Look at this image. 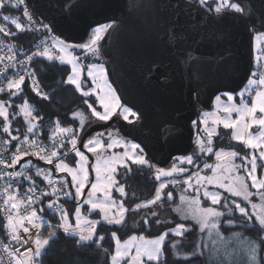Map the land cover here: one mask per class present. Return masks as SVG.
<instances>
[{
    "label": "snow or ice",
    "instance_id": "obj_1",
    "mask_svg": "<svg viewBox=\"0 0 264 264\" xmlns=\"http://www.w3.org/2000/svg\"><path fill=\"white\" fill-rule=\"evenodd\" d=\"M199 5L204 6L207 11L216 14L218 22L223 21V17L229 12L242 14L246 19H252L255 14L251 5L245 6L243 0H215L214 6L209 3V0H198ZM29 3L27 0H0V19L5 23L0 24V34L5 38L15 36L16 33L9 30L7 24H11L20 32H40L43 30L46 34H51L54 31L55 20H50L49 24H44L42 21L37 26L33 18V13L29 11ZM81 7V0H58L59 12L63 16L72 15ZM179 7V4L176 5ZM23 9L21 16L13 17L5 14L10 9ZM26 22H22V19ZM51 25V26H50ZM256 25L253 23L252 28ZM260 27L264 28V13H262ZM119 30L118 25L113 22L100 23L91 29V34L86 43L83 44H67L58 37L49 36V39L55 41L49 44L48 40L41 39L40 44L44 45L41 51L39 47L30 55H25L24 59H18L14 44L4 45L7 48L5 55L0 56V76H4L7 80L6 87H0V93L7 90L9 96H19L26 86V77L32 81L31 87L35 94L44 99L48 96L43 93L39 84L35 79V72L31 71L29 65L34 61L35 57H44L48 61L59 60L61 64L71 65V73L67 76V83L75 85L78 91H81L82 96L91 97L95 95L93 103L84 100L90 114L99 122H108L115 116L117 121L123 119L130 125H136L144 119V114L139 110L134 111L133 107L122 103V97L117 95V90L109 83L108 74L103 63L90 64L87 70V76L91 78L92 85L87 91L83 90L86 86V81H82L80 73L83 70L79 64V57L72 55L69 50L76 48L85 50L93 56L98 57L100 50L103 47L101 41L107 35H111ZM258 42L264 41V32L257 35ZM175 39V36H172ZM2 43V42H0ZM55 50V52H53ZM260 55L255 57L259 72H252L247 78V83L237 92L227 91L221 95L215 96L218 108L217 112L222 111L223 116L213 114L211 118V126L209 125L210 114L204 112L201 114L200 124H203L202 129L205 136L199 133L196 137V143L201 153H209L215 155L216 163L210 164L203 162V167L198 163V157L194 152L191 155H183L174 157L178 162L174 163L169 169L155 167L144 154V148L132 140L119 135V130L114 134L112 131H107L108 140L104 141V133H97L82 143V147L87 149L95 157V163L89 165V157L77 147L78 133H75L71 128L60 127V122L57 120L53 131V144L51 149L40 144L36 139L29 140V136L34 134L37 125L32 123V120L37 117H32V110L25 100L20 112L28 119V127L23 135V140L19 136L12 135L8 100H0V117L3 118L4 134L10 137L5 140L6 146H11L13 141L19 140L16 144L15 151L9 158H4L3 153H0V179L5 180V186L0 192L3 197V209L5 213V223L3 227L7 230V236L11 241H14L20 247L13 248L9 244L2 245L3 251L7 254V264H40L37 258L41 257L46 250V246L50 245L57 236V229L68 236L78 239L75 243L80 246L95 244L100 247L104 241V235H99L97 238V227L104 224L124 228L125 232L131 230L133 226L138 227L141 232L146 228L150 229L154 226H161V232L155 238H146L144 235H131L128 240L121 242V238L117 235V231L111 232V238L115 241V249L109 256L108 250L105 249L106 257H109L110 264H168L167 258L163 261L162 257L169 251L166 244L167 239L174 235L183 237L194 228L202 234L199 243L191 245V252L182 256L180 261L173 264H196L200 257L207 255L209 264H212L213 255L215 256V264H225L219 257L221 249L218 247V242L225 241V228H231L239 224L242 228H247L249 222H254L255 239H249L243 233H233L240 241V247L234 248L233 253H225L227 256L233 254L246 257L245 264H264V176H258V168L264 169V49H258ZM58 53V54H57ZM65 53L71 58L66 59ZM191 59V58H190ZM19 66V67H17ZM10 70H15L13 78L8 79L6 74ZM157 73V81L160 76H166V73L159 71L158 68L150 67L147 70L148 75L153 72ZM196 75V73H193ZM160 87H166V82L160 84ZM221 96L226 97V102H223ZM238 101V102H237ZM98 103L102 111H98L93 105ZM233 113L236 118L233 119ZM77 116H83V113H76ZM130 117L134 119H130ZM84 119H81L80 127L84 128ZM193 127H198L196 120L192 121ZM222 125L223 129H231V138L237 141L244 148L250 150L247 155L241 156L240 151L232 149L225 151L221 148L214 152L213 137L217 136V126ZM60 134V139L57 138ZM70 136L71 152L75 153V157H79L76 161V167H69L64 163L63 157H67L68 153L59 152V148H64L62 137ZM27 145V148H24ZM123 148L122 153L109 152L114 148ZM35 157L39 161H43L47 165H54V169L41 168L38 164H34L31 159L25 160L26 157ZM239 158L242 162L235 163ZM74 159V157H73ZM58 161V162H57ZM129 161L132 164L155 168V180L159 181V186L155 189L152 199L136 204L133 209L138 212L141 208H151L157 202L164 200H172L173 192L169 189V184L173 187L183 184L185 187L180 195V204L174 209L180 214V220L162 221L157 218L156 211L146 212L140 222H135L133 226L127 224L126 213L129 211L125 207L122 199L118 200L113 197V190L119 193L120 197L127 195L125 186L117 179L120 174V169H125L126 172H131ZM258 161L261 163L258 164ZM23 162V163H22ZM19 170L9 171V169ZM192 166L196 171H190ZM35 168V176L43 177L51 186V192L42 191L40 196L36 195V180L31 174ZM89 168L95 172L96 179L92 182L89 178ZM211 170L212 175L201 174L204 170ZM53 171L67 173L70 180H60L59 187L57 182L51 179ZM243 171L245 175H241ZM183 176L181 180L179 177ZM171 178V179H167ZM27 181V187L23 196L19 193V188L24 186ZM250 187L255 189V193L249 190ZM16 183V188H13V183ZM87 198L80 202V206L75 208L76 223L73 225L69 220V212L60 207L58 201L61 196L71 197L74 201H80V198L85 194V188L89 187ZM70 186L74 191L66 190ZM209 186L213 190H209ZM166 189H169L165 191ZM216 189L223 190L218 191ZM193 193L188 196L186 193ZM97 193L100 195L98 196ZM225 193L227 195H225ZM257 195L260 203H253L252 197ZM56 196V200L49 199L47 208L53 215L60 214V223L52 226L53 230L48 232L46 238L41 239L37 236L34 240L35 249L25 248L21 252V247L28 243V239H22L21 230L23 233L29 232V227H42L46 221L38 215L37 209L33 207L41 197L50 198ZM204 202H210L208 206H202V198ZM235 198H241L242 202H246L245 206H241ZM88 205V212L96 213L100 216L98 220L87 219L82 216L81 207ZM248 205L251 207V212L248 210ZM219 206V207H216ZM98 210V211H97ZM43 211V209H41ZM23 213V215H21ZM237 213L239 215H237ZM151 217V219H149ZM192 221L189 225L185 222ZM174 225L164 228L163 225ZM86 225V226H85ZM211 245V247H210ZM171 249L176 250L180 245L179 241H174L171 244ZM134 249V252H133ZM207 250V252H206ZM178 254V253H177ZM0 264H4L3 259H0Z\"/></svg>",
    "mask_w": 264,
    "mask_h": 264
},
{
    "label": "water",
    "instance_id": "obj_2",
    "mask_svg": "<svg viewBox=\"0 0 264 264\" xmlns=\"http://www.w3.org/2000/svg\"><path fill=\"white\" fill-rule=\"evenodd\" d=\"M27 2L46 24L55 20V36L74 45L85 43L93 27L115 18L119 30L101 43L105 66L122 102L142 112L144 119L130 125L114 117L85 132L79 148L92 134L117 124L121 135L140 144L158 167L194 147L192 121L198 106L211 109L216 95L244 87L253 68V23L264 32V0H243L255 12L252 19L229 12L222 22L187 0H81L70 16L59 12L58 0ZM150 67L166 76L158 82L155 71L148 75Z\"/></svg>",
    "mask_w": 264,
    "mask_h": 264
},
{
    "label": "trees",
    "instance_id": "obj_3",
    "mask_svg": "<svg viewBox=\"0 0 264 264\" xmlns=\"http://www.w3.org/2000/svg\"><path fill=\"white\" fill-rule=\"evenodd\" d=\"M129 2H131V0H128V3ZM193 2L196 5H199L196 1ZM201 7L207 11V9L204 6ZM5 14L11 15L13 17L21 16L19 14L18 9H10L9 11L5 12ZM22 22H24L23 19ZM4 23L5 22L2 19H0V24H4ZM7 27L9 28L10 31L16 33L15 36L7 37V40L14 43L16 46H19L20 49L22 50H28L38 38V35L35 32H20L16 30L14 26L11 24H7ZM259 31L260 30L254 29L252 31V34L254 32H259ZM3 37H4L3 34H0V39H2ZM33 69H35L40 90L48 96V99H44L43 97L37 96L35 92L33 90H30L27 85L24 87L22 93L19 96L10 97L9 94L4 96L1 100H8V103L12 105V107L8 108V111L11 114L10 123H11L12 135L19 136L20 140H23V135L27 131L28 123H26L24 117L20 113V108L23 106L25 100H27L28 104L32 106L33 115L37 117V119L33 121V123L37 125V128L34 130V134L29 136V140L49 139V137L53 135V131L55 129L57 120H59L60 122V127L74 129V132L78 133V138H80L81 140L82 133L83 132L85 133V131L84 129H81V127L79 126V122L72 117V114L78 111V109L84 103L83 102L84 99L80 95L79 91H76L72 85L66 82L67 76L71 72L68 65L61 64L59 60L49 62L41 58L40 60H36L33 63ZM90 100L92 101V99ZM197 108L200 109V111H202L201 107L198 106ZM199 114L200 113L198 112L197 116ZM2 121L3 118L0 117V134L10 139V137L4 134L2 131L3 128ZM113 127L114 129H110V130L115 134L117 130H119V128H115L118 127L117 124H113L111 128ZM195 132L196 134L193 140L194 147L192 148L190 153L186 155H191L195 152L196 156L198 157V163L202 168L203 162L210 163L214 160V157L213 154L199 152V149L197 148L198 146L196 143V137L198 133L202 137L205 136V134L199 130L198 131L196 130ZM230 134H231L230 131L222 130L217 137H213L214 152L221 147L228 149L234 148L236 150L239 148V145L231 140ZM119 135L124 137L123 135H121L120 130H119ZM65 138H67L66 149L68 156L63 157V159L67 161L70 160L74 164L75 161L71 160L72 152L70 151L71 149L70 138L69 136ZM105 142H107V140H105ZM173 162L174 159L169 165L162 168L169 169L174 164ZM150 163H152L151 160ZM152 164L155 165L154 163ZM184 166L189 167L190 171H196V169L193 168L192 166H187V165ZM130 167L132 169L131 172H126L125 169H122L120 170V174L118 175V180H120V182L126 186L125 188L127 190L125 201H128L127 204H129V211L128 214L126 215L127 224L129 226H131L132 218L135 217V219H140L149 210V208H141L138 212H134L133 209L135 208V205L152 199L154 196L155 189L159 185V181H156L154 176L155 168L150 169L148 167L140 166V165L138 166L132 165ZM155 167L158 166L155 165ZM123 173H125L126 176L124 179H121V175ZM179 178L182 180L184 177L180 176ZM167 179H171V178H167ZM177 186L180 187L182 186V184L176 185L175 187L170 186L169 189L172 190ZM70 190L72 191L71 188ZM174 201L175 199L172 201L164 200L157 202L156 205L157 206L172 205L174 204ZM79 204L80 202L78 203L77 201H74L72 198L69 201L65 202L67 211L70 214L69 215L70 222H73L74 219L73 215L75 213V208ZM156 205L151 206V208L155 207ZM38 215L43 217L47 222H50L52 224L57 225L60 223V219L50 215L49 213L47 214L44 210L41 211V209H39ZM91 217L99 219L97 214L91 215ZM4 223L5 220L0 214L1 241H7L9 238L7 236V230L3 227ZM224 230L226 232L241 231V233L250 236L251 239L256 238L254 234V222H249L247 224V228H242L239 224H237L234 227L225 228ZM49 231L45 232L44 238L47 237ZM112 231H117V227L107 224L97 227V238L99 237V235H104L105 237L101 246L97 247L95 244L84 245V246L77 245L75 243V240L78 239V237L76 238L68 237L62 232V230H57V236L54 238V241L51 242L50 245L46 246V250L44 251V254L41 257L37 258V260L40 262V264H110L109 257H106L104 250L105 249L108 250L109 256L112 252H114L115 241L111 238ZM131 233H137V232L130 230L126 233L124 228H119V230L117 231V235L121 239L129 237ZM141 233H148V232L146 229L143 232L138 231V234ZM187 235L188 233H186L183 237H176L174 235L170 236L166 241V244L169 247V251L165 253V256L162 257L161 260L163 261L165 258H167L168 264H173V262L180 261V259L175 260L173 258V253H172L173 251L170 249V246L172 242L179 241L180 243L182 242V244L180 245H183L184 249H189L186 248L184 244L186 242L187 237H189ZM190 239L191 238H189L187 242ZM196 264H202V260L199 259L198 261H196Z\"/></svg>",
    "mask_w": 264,
    "mask_h": 264
},
{
    "label": "rangeland",
    "instance_id": "obj_4",
    "mask_svg": "<svg viewBox=\"0 0 264 264\" xmlns=\"http://www.w3.org/2000/svg\"><path fill=\"white\" fill-rule=\"evenodd\" d=\"M192 1H196V2L198 3V0H192ZM209 3L212 4V5L214 6L215 0H209ZM198 4H199V3H198ZM89 33L91 34V31H90ZM260 33H262V31L254 32V33L252 34V37H253V38H252V41H251L250 49H251V54H252V60H253V66H254V68H253V70H252L251 72H254V71L259 72V70H260V69L258 68V66H257V61L255 60V57H256L257 55H260V52L258 51V49H264V41L258 42V41L256 40V38H255V37H256L257 35H259ZM89 36H90V35H89ZM89 36H88V38L86 39V42L88 41ZM55 37H57V36H55ZM60 40H62V39H60ZM103 40H104V39H103ZM103 40L101 41V43L103 42ZM63 41H65V43H67V44H71V43L67 42V41L64 40V39H63ZM86 42H85V43H86ZM73 45H74V44H73ZM69 51L72 53V55H75V56H78V57H79V64H80V66H82V68H83V70H82L81 73H80V78H81L82 81H86V86L83 87V90H84V91H87L90 87H94V85H92L91 78H89V77L87 76V70H88V66H89L90 64H100V63H103V64H104V67H105V69H106V72H107V74H108V69H107V67L105 66V61H106L107 58H106V55H105V53H104L103 47L101 48V50H100V54H99L98 57L93 56L91 53H88V52H86L85 50H82V49H79V48H76V49H74V50H69ZM65 57H66V59L71 58L70 56H68L67 53H65ZM65 64H66V63H65ZM261 64H264V60L261 61ZM66 65H68V67L70 68V71H71V65H69V64H66ZM70 73H71V72H70ZM108 79H109V83L112 84V87L115 88V86H114V84H113L111 78H109V75H108ZM66 80H67V79H66ZM72 86L75 88L76 91H78V90L76 89L75 85H72ZM116 90H117V89H116ZM79 93H80V95L82 96L81 91H79ZM117 95H119V94H118V91H117ZM219 95H221V94H219ZM82 97H83L84 100L87 99L89 103H93V101L95 100V95H93V96H91V97H84V96H82ZM90 99H92V101H91ZM221 99H222L223 102H226V97L221 96ZM83 102H84V101H83ZM121 102H122V101H121ZM237 102H238V101H237ZM122 103H123V102H122ZM28 105H29V107H30L31 110H32V106H31L30 104H28ZM93 106L96 107L98 111H102V108L100 107V105H99L98 103H95ZM217 108H218V105H217V102H216L215 100H214V102H213V104H212L211 109H202V111H200V109L196 108V109H197V112H199L200 114H199V115L197 116V118H195L194 120L197 121L198 125H202V124L199 123V121H200V119H201V114L204 113V112H207V113L210 114V116H209V123L211 124V118H212V115H213V114H218V115H220V116H223V115H224L222 111L217 112ZM90 112H91V110L88 109L87 104L83 103L82 106L78 109V111H76L75 113L72 114V117H73L74 119H76V120L79 122V126H80L81 119H84L85 123H84V128H83V129H84L85 132L89 131L91 128L98 127V126H102V124H106V123H108V122L111 121V120H110V121H108V122H99L95 117H92V116H91ZM20 113H21V112H20ZM76 113H83V116H82V117H81V116H77V115H75ZM21 115L24 117L23 113H21ZM32 117H35V116L33 115V110H32ZM114 117H115V116H114ZM114 117H113V118H114ZM113 118H112V119H113ZM235 118H236V114L233 113V119H235ZM28 119H31V117H29ZM28 119H26V118L24 117V120L26 121V123H28ZM130 119H134V118L130 117ZM121 120L124 121L123 119H121ZM33 121H35V119L32 120V123H33ZM78 122H77V123H78ZM124 122H126V121H124ZM210 124H209V125H210ZM115 128H118V127H115ZM71 129H72V128H71ZM110 129H114V127H113V128L110 127V128H108V129L102 130V132L104 133V137H103L104 141H105V140H108V136H107V131H106V130L111 131ZM196 130H197V131L199 130V131L203 132V131L200 129V126H198V127H193V131L195 132ZM222 130L230 131L229 129H223V126H222V125L217 126V133H218V135L221 133ZM73 131H74V129H73ZM230 132H232V130H231ZM98 133H100V132H98ZM83 134H84V132L82 133V135H83ZM96 134H97V133H94V134H92L90 137L95 136ZM195 134H196V132H195ZM218 135H217V136H218ZM64 136H65V137H68L67 135H64ZM217 136H214V137H217ZM194 137H195V136H194ZM69 138H71V137L69 136ZM230 138H231V134H230ZM231 139H232V138H231ZM79 142H80V138H78V142H77V147H78V148H79ZM235 142H236V141H235ZM238 145H239V144H238ZM239 146H240V145H239ZM197 148H198V147H197ZM221 148H223L225 151H228V150H232V149H234V148H230V149H228V148H224V147H221ZM221 148H218V150H220ZM198 149H199V148H198ZM81 150L85 153V155H87V156L89 157V165L94 164V163H95V160H96V157H95L92 153H89V152L87 151V149L82 148ZM218 150H217V151H218ZM235 150H236V149H235ZM237 150L240 151L241 156L247 155L248 152L250 151V150L244 148L243 145H241V147H239ZM109 152H110V153H111V152L122 153V152H123V149L121 150L120 147H117V148H114V149L109 150ZM144 154H145V153H144ZM208 154H209V153H208ZM71 155H72L71 160H72V161H75L74 164H73L70 160H69V161H67V160H65V159H63V160H64V163H66V164L69 165V167H73V168H74V167H76V161L79 160V157H75V153H74V152H72ZM73 157H74V159H73ZM177 157H178V156H177ZM213 157H215L214 153H213ZM129 162H130V161H129ZM241 162H242V161H241L239 158H237L236 161H235V163H237V164H240ZM173 163H177V164H178V162L175 161V160H174ZM215 163H216V161H215V162H214V161L210 162V164H215ZM259 163H261V162L258 161V164H259ZM171 165H172V164H171ZM171 165H170V166H171ZM89 172H90V176H89L90 180H91L92 182H95V179H96L95 172L92 171L91 168H89ZM56 173H57V176H58V175L61 176V177H60L61 180H69L68 178L71 179V177H70L67 173H60V172H56ZM202 174H207V175L211 176V175H212V172H211V170H208V171H206V172H204V173H202ZM240 174H241V175H245V173H244L243 171H241ZM257 175H258V176H264V169L258 168V173H257ZM125 176H126V174L123 173V174L121 175V179H124ZM117 179H118V176H117ZM248 183H249V190L252 191L253 193H255L256 190H255V189H252V188L250 187L251 182L248 181ZM122 184H123V183H122ZM124 186H125V185H124ZM170 186H172V185L170 184L169 187H170ZM125 187H126V186H125ZM184 187H185V186L182 184V186H180V187L177 186L176 188H174V189L171 190V191L173 192V199H172V200L175 199L174 204H172V205H158V206L156 205L155 207L149 209L148 212H149L150 210H151V211H156V212L158 213L157 218H159V219L162 220V221H165V220H174V221H177V222H183V221L180 220V214L177 213V212H175L174 209L176 208L177 205L180 204V199H179V197H180V195L182 194V190H183ZM69 188H70V187H69ZM209 190H213L211 186H209ZM216 190L221 191V192L223 191V190H220V189H216ZM72 191H74V189H72ZM88 191H90V185H89V187H86V188H85V194H84V196H82V197L80 198V201H77L78 203H79V202H82L84 199L87 198V193H88ZM125 191H127L126 188H125ZM165 191H167V189H166ZM97 195L99 196L100 194L97 193ZM186 195L191 196V195H193V193L191 192V190H189V192L186 193ZM225 195H227V194L225 193ZM113 197L116 198V199H118V200L122 199V200L124 201L125 207L129 209V204H127L128 201H125L126 196H125V197H120V196H119V193H117V192H115V190H113ZM201 199H202V206H208V205L210 204V202H204V201H203V197H202ZM235 199H237L238 202H241V206H245V205H246V202H242V201H241V198H235ZM251 199H252V202H253V203H260V201H259V197H258L257 195H253V197H252ZM172 200H171V201H172ZM78 206H80V204H79ZM76 207H77V206H76ZM216 207H219V206H216ZM87 209H88V205H83V206L81 207V213H82V216L85 217V218H87V219L97 220L96 218L91 217V215H94V214H96V213H90V212H88ZM248 210L251 212V207H250V205H248ZM97 211H98V210H97ZM127 214H128V212L126 213V215H127ZM237 215H239V214L237 213ZM98 217H99V219H100V216H99V215H98ZM126 217H127V216H126ZM73 218H74V219H73V221H74L73 225H75V223H76L75 215H73ZM149 219H151V217H149ZM134 221L138 223V222L141 221V218H140V219H135V217L132 218V220H131V226H133ZM185 223L191 225V224H193L194 222H192V221H187V222H185ZM85 226H86V225H85ZM171 226H174V225H168V224L163 225L164 228L171 227ZM131 230H133L134 232H137V233H131L130 236H131V235H144L146 238L151 239V238H155V236L158 235V234L161 232L162 228H161V226H154V227H152V228H150V229H147V228H146V230H147L148 233H141V234H138V231H140V229H139L138 227L133 226V227L131 228ZM223 231H224V234H225V241H223V242H218V247L221 249V256L219 257V259L223 260V261L225 262V264H245L246 257H245L242 253H241L240 255H235V254H233V255H231L230 257L227 256V255H225V253H233V249H234V248L238 249V248L240 247V241H239L235 236H233V233H241V231H233V232H226L225 230H223ZM202 235H205V236H206V234H202V233L199 232L198 227H197V228H194L192 231H190V232L188 233V235H187V236H189V237H187L186 242L184 243V244H185V247H186V248H189V249H184L183 247H178V249H176V250H172L171 247H170V249L173 251V252H172V253H173V258H174L175 260H177V259H181L182 256H184V255L190 253V252H191V245H192L193 243H199ZM244 235L247 236L249 239H251L250 236H248V235H246V234H244ZM130 236H129V237H130ZM129 237H126V238H124V239H121V242L123 243V241L128 240ZM189 238H191V239L187 242V240H188ZM167 240H168V239H167ZM179 243H180V242H179ZM180 244H182V242H181ZM210 247H211V245H210ZM114 249H115V242H114ZM133 252H134V249H133ZM206 252H207V250H206ZM177 253H178V254H177ZM199 259L202 260V264H209V258L207 257V255L204 256V257H200ZM215 259H216V258H215V256L213 255V258H212V264H215ZM109 263H110V261H109Z\"/></svg>",
    "mask_w": 264,
    "mask_h": 264
},
{
    "label": "built area",
    "instance_id": "obj_5",
    "mask_svg": "<svg viewBox=\"0 0 264 264\" xmlns=\"http://www.w3.org/2000/svg\"><path fill=\"white\" fill-rule=\"evenodd\" d=\"M18 11H19V14L21 15L23 9L22 8L21 9H18ZM29 11L33 13V18L36 21L37 26H39V23L42 20L37 17V15L34 13V11L31 10L30 7H29ZM43 23L45 24V22H43ZM35 33L38 35V38L31 45V47L28 50H22V49H20L19 46H16L14 43L8 41L7 38H4L3 37L2 39H0V42H2V43H0V56L5 55L6 52H7V48L4 47V45L14 44L15 45V51H16V54H17V58L18 59H24L25 55H30L32 52L36 51L38 47H39V49L41 51L44 49V45H42V44L39 43V41L41 39L48 40L49 44L55 42V41L49 39V36H54L53 34H46V33L43 32V30H41L40 32H35ZM53 52H55V50H53ZM41 58L47 60L44 57H35L34 58V61L29 65V68H30L31 71H34L35 72V69H33V63L36 60H40ZM49 62H53V61H49ZM2 67H3V65H0V68H2ZM17 67H19V66H17ZM14 75H15V70H10L6 74V76H7L8 79L13 78ZM35 79L38 82L37 76H36V72H35ZM6 84H7V80L4 78V76H0V87H6ZM31 84H32L31 79L28 78V77H26V85L29 87L30 90H32ZM8 94L9 93L7 92V90L5 92H3V93H0V100L4 96H6ZM52 137H53V135L50 136L49 139H45V140L36 139V140H38L40 142V144H42V145L48 147L49 149H51V146L53 144ZM57 138L58 139L61 138L60 137V134H57ZM62 139H63V143L66 145L67 138H65V136H63ZM5 140H8V138H6V137H4L3 135L0 134V153H3L4 158L7 159L15 151V147L14 146L16 144H18L20 141L19 140L13 141L11 146H6L4 144V141ZM24 148H27V145H24ZM57 148H58V150H59V152L61 153L62 156H63V153L67 152L66 147L59 148V145H57ZM29 159H31L34 164H38L41 168L50 169L49 168V165L45 164L43 161L37 160V158H35V157H31L30 156V157H26L25 158V160H29ZM19 169H20V166L18 165L16 169H9V171L19 170ZM31 174L33 175V178L36 180V186H37L36 195L37 196H40L42 191L51 192V186L48 185L47 181L44 180L43 177H36L35 176V168L32 169ZM51 179L53 181L57 182V184H56L57 187L60 186L58 182L61 180V178H59V177L57 178L56 175L53 173ZM5 183H6L5 180L0 179V192H2V190H3L4 186H5ZM12 183H13V188H16V183L15 182H12ZM28 186H29L28 182L25 181L24 182V186L21 187V188H19V193H20L21 196H23V194L25 193V191H26V189H27ZM66 190H70V188L68 187ZM49 199L56 200L57 197L56 196H52L50 198L41 197V200L38 201L36 204H34L33 207H35L37 209V212H38L39 209H43L47 214L49 213L50 215H52V216L57 217L58 219H60V214L59 213H57L56 215H53L52 212L47 208V204L49 202ZM70 199H71V197H63V196H61L59 198V201H58L60 207L67 211V207L65 205V202L69 201ZM2 201H3V197L0 196V214L3 217V219L5 220L6 219L5 218V213L2 211V209H3V203H2ZM21 215H23V213H21ZM49 225L55 226V224H52V223L47 222V221H46L45 224H43L42 227H39V228L32 227L31 225H26V226L29 227V232L28 233H23L22 230H21V236H22V239H28V243L26 245H24V247H21V252H23L25 250V248H32L34 250L35 249L34 240L36 239V237L37 236H40V238L43 239L45 237L44 234H45L46 231L53 230V228H50ZM57 230H59V229H57ZM4 244H9L13 248L20 247V245H17L14 241H11L10 237L8 238L7 241H1L0 240V259H3L4 264H7L8 257H7V254L3 251V247H2V245H4Z\"/></svg>",
    "mask_w": 264,
    "mask_h": 264
},
{
    "label": "crops",
    "instance_id": "obj_6",
    "mask_svg": "<svg viewBox=\"0 0 264 264\" xmlns=\"http://www.w3.org/2000/svg\"><path fill=\"white\" fill-rule=\"evenodd\" d=\"M210 124V123H209ZM200 126V129L202 130L203 129V127H204V125L202 124V125H199ZM210 126H211V124H210ZM230 131H231V129H229ZM233 142H235V140H233V139H231ZM236 143L237 144H239L237 141H236ZM240 145V144H239ZM239 147H241V145L239 146ZM121 150L123 149V148H120ZM146 156V155H145ZM147 158V157H146ZM214 162L216 161V159H215V157H214V160H213ZM132 165H135V164H132L131 162H129V166H132ZM136 166H138V165H136ZM145 167H147V166H145ZM120 170H122V169H120ZM206 171H208L207 169L206 170H204V172H206ZM203 172V173H204ZM202 174V173H201ZM170 185V184H169ZM159 186V185H158ZM157 186V187H158ZM98 220V219H97ZM72 224L74 223V221L73 222H71Z\"/></svg>",
    "mask_w": 264,
    "mask_h": 264
},
{
    "label": "flooded vegetation",
    "instance_id": "obj_7",
    "mask_svg": "<svg viewBox=\"0 0 264 264\" xmlns=\"http://www.w3.org/2000/svg\"><path fill=\"white\" fill-rule=\"evenodd\" d=\"M188 2L190 1V2H192V3H194L192 0H187ZM195 4V3H194ZM196 5V4H195ZM199 7H200V5H198ZM209 12V11H208ZM210 14H213L214 16H216V14L214 13V12H209ZM232 13V12H231ZM235 14V13H234ZM237 14V13H236ZM241 15V14H240Z\"/></svg>",
    "mask_w": 264,
    "mask_h": 264
}]
</instances>
